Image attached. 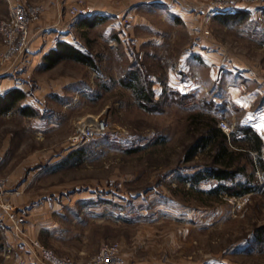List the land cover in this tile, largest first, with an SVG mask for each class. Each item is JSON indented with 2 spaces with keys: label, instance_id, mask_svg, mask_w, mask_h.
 <instances>
[{
  "label": "rangeland",
  "instance_id": "374dc122",
  "mask_svg": "<svg viewBox=\"0 0 264 264\" xmlns=\"http://www.w3.org/2000/svg\"><path fill=\"white\" fill-rule=\"evenodd\" d=\"M249 4L253 14L244 20L226 24L207 17L192 36L165 23L162 30L174 38L162 46L150 43L152 31L145 26L128 31L122 22L80 30V44L96 68L63 62L28 75L31 90L45 79L58 93L42 96V134L19 135L22 148L9 151L13 165L29 152L46 154L25 186L32 203L44 200L63 209L62 216L53 214L57 236L44 232L39 238L45 248L79 263L116 245L124 264H264V240L255 239L264 228V163L253 154L249 170L262 186L240 197L209 195L215 181L191 186L183 180L213 153L197 150L184 160L200 132L199 114L217 118V126L225 123L230 130H220L227 135L239 123L264 122V0ZM148 18L162 25L155 13ZM194 41L216 53L180 63V51ZM134 63L151 84L156 109L139 106L121 83ZM97 119H105L108 130L82 146L83 156L39 171L69 151L78 125ZM262 122L257 131L264 137ZM91 191L92 198L78 199Z\"/></svg>",
  "mask_w": 264,
  "mask_h": 264
},
{
  "label": "crops",
  "instance_id": "0c3cea01",
  "mask_svg": "<svg viewBox=\"0 0 264 264\" xmlns=\"http://www.w3.org/2000/svg\"><path fill=\"white\" fill-rule=\"evenodd\" d=\"M8 1L11 4H31L36 1L39 2L42 11L39 17L30 25V41L26 51L17 59L13 61L9 59L1 60L4 47L0 36V157L2 158L0 175L6 179L5 187L0 192V202L11 204L12 210L10 212L13 216L11 218L9 213L0 206V225L4 231L3 234L0 233V258L1 247L5 241L12 247V251L4 264H40L22 247L20 240L13 231V219L19 222L22 230L28 236L42 244L39 240L43 236L42 233L49 232L53 234L52 236H57L60 230L56 225L53 214L62 216L63 209H61L62 206H56L58 204L51 206L44 200L33 201L32 203V200H29L31 195L25 191L27 181L38 174V170L34 167L40 166L38 163L40 160L47 158L46 154L39 155L35 151L29 152L18 164L13 165L9 151L22 148L23 145L16 142L19 140L17 139L19 135L31 134L32 131L37 135L42 134L46 124V120L42 118V114H45L41 106L42 98L48 95L56 97L58 93L53 88L54 84L45 79L37 80L35 84L38 87L31 90L34 80H29L28 75L38 70L39 72L51 70L63 62L79 63L72 58H60L52 66H49L44 55L50 50H55L58 42L69 43L85 51V47L80 44L77 36V32L80 30L93 29L96 26L112 29L121 27L122 22L128 31L134 27L145 26L152 31L149 38L150 43L162 46L167 40H172L173 37L166 30H162L165 23L173 27H184L187 34L192 36L193 33H200L203 21L207 17L221 22L219 15L222 13H215L206 0H192V4L181 0H0V19L6 17L9 13ZM79 2L93 9L91 21L87 19L88 17L75 20L69 15L68 8L70 5ZM236 11L245 12L244 16L247 18L250 14H253V6L238 3L236 9L230 13L233 14ZM151 12L157 15V20H160L162 25L155 26L151 22V18H148ZM85 19L91 22L93 26L83 27L84 24L88 23ZM80 20L81 22H79ZM194 37L197 38L198 36L194 35ZM206 48H208L206 44L197 41L191 42L180 51L179 62L184 63L186 58L194 54L204 57L205 60L207 53L209 55L216 53L207 52ZM37 116L40 119H35ZM260 117L259 113L258 120L262 119ZM15 119L18 120V125L13 122ZM31 120H35V125L32 126ZM261 122L255 123L254 126L250 125L256 131H260L258 127H260ZM52 125L55 124H49V126ZM258 131L257 133L264 142V137ZM68 150L63 157L50 158L49 162L43 164L42 169L39 171H44L62 163V160L73 151L71 148ZM26 168L29 172L25 174ZM32 171L37 172L33 173ZM92 196L93 193L78 199H88ZM55 202L57 203V201ZM121 264H124L123 259Z\"/></svg>",
  "mask_w": 264,
  "mask_h": 264
},
{
  "label": "trees",
  "instance_id": "16d2710c",
  "mask_svg": "<svg viewBox=\"0 0 264 264\" xmlns=\"http://www.w3.org/2000/svg\"><path fill=\"white\" fill-rule=\"evenodd\" d=\"M244 15L245 12L236 11L233 14L222 13L219 18L222 23L228 24L244 20ZM87 19L91 21V16ZM90 26H93L91 22L83 25V27ZM137 57L135 62H137ZM44 58H46L49 66H52L60 58H72L79 63L96 68L88 51H82L65 42H58L56 49L50 50L44 55ZM121 83L133 92L139 106L146 109H156L158 101L154 98L151 84L147 81L139 64L134 63L131 65L123 79H121ZM198 118L201 122L200 132L193 137L192 143L184 151V160H191L197 150H213V153L207 164L193 173L183 176V180L188 181L191 186L200 182L215 181V185L206 192L215 197L221 196V194L240 197L258 191L262 185L256 182L253 168L249 170V164L253 165L252 156L254 155L262 164L260 155L264 142H262L257 131L251 125L239 123L227 135L216 125L217 118L204 117L202 114H199ZM84 152L83 147L73 150L62 162L71 161L75 158L79 159ZM259 231L255 239L261 242L264 240V228Z\"/></svg>",
  "mask_w": 264,
  "mask_h": 264
},
{
  "label": "built area",
  "instance_id": "2783aa9c",
  "mask_svg": "<svg viewBox=\"0 0 264 264\" xmlns=\"http://www.w3.org/2000/svg\"><path fill=\"white\" fill-rule=\"evenodd\" d=\"M215 13H230L236 9L238 3L249 4L253 0H207ZM9 13L6 18L0 20V36L4 51L1 60H15L22 55L30 41V25L39 17L42 8L36 4H11L8 1ZM93 9L81 2L68 8L69 15L75 20L89 17L93 14ZM218 127L224 132H228L229 127L218 122ZM108 130L105 119L90 120L78 125L72 135L68 138L69 148L76 150L92 139L102 136ZM262 150V149H261ZM261 161L264 163V153L261 151ZM2 158L0 157V164ZM6 179L0 176V192L4 189ZM0 206L11 214L12 206L10 203L0 202ZM13 231L20 240L22 247L28 251L40 264H121L119 248L116 245L105 246L83 263L74 262L68 258L57 256L53 251L45 248L37 240L28 236L21 228L18 221L13 219ZM3 227L0 225V233L3 234ZM12 247L5 241L1 247V262L9 258Z\"/></svg>",
  "mask_w": 264,
  "mask_h": 264
}]
</instances>
